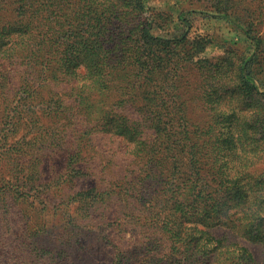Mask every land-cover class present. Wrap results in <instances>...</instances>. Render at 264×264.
Listing matches in <instances>:
<instances>
[{
  "label": "rangeland",
  "instance_id": "374dc122",
  "mask_svg": "<svg viewBox=\"0 0 264 264\" xmlns=\"http://www.w3.org/2000/svg\"><path fill=\"white\" fill-rule=\"evenodd\" d=\"M23 1L0 0V40L33 43L0 51V264H164L168 221L189 226L179 209L194 197L191 156L206 187L246 186L241 209L255 208L264 193V0H234L240 19L214 11L223 0H141L132 15L126 7L151 43L171 44L144 40L142 54L114 47L122 55L105 87L89 83L85 65L65 69L57 58L76 41L65 30L83 19L75 0H43L28 13ZM162 133L187 153L168 149ZM225 196L234 208L208 231L264 264L249 215L228 219L244 213L233 190ZM227 255L214 264H235Z\"/></svg>",
  "mask_w": 264,
  "mask_h": 264
},
{
  "label": "trees",
  "instance_id": "16d2710c",
  "mask_svg": "<svg viewBox=\"0 0 264 264\" xmlns=\"http://www.w3.org/2000/svg\"><path fill=\"white\" fill-rule=\"evenodd\" d=\"M23 3L26 13H28V6L31 7L34 5V7H32L34 9L35 7L42 8L45 4L43 0L42 2H37V0H24ZM74 4L81 10L79 15L83 19H80L79 22L77 21L76 23L70 24L68 29H64L65 32L69 34V37H72L76 41L69 40L68 43H65L66 48L63 49L62 47L63 50L57 58L63 61L61 65L65 69L69 67H78L80 63L89 68L91 71L87 73V78L89 83L93 86L105 87L107 81H109L111 77L110 69L115 66L113 59L115 55H122L118 54L114 47L120 48L121 46L130 44L134 47L133 50H137L136 53L141 50L142 54L144 49L139 45L140 42L146 40L149 42L150 46L155 44L159 45V38L154 39L151 43V38L147 30L140 27L141 23H138L139 20L133 24L134 19H129L130 15L134 12L139 14L143 9L141 0H75ZM235 5L236 3L234 0H223L221 6H216L214 11L224 17L240 19L237 17L238 9H236ZM126 7H130L132 12L129 17L123 16V11ZM19 21L21 23H26L22 20ZM5 29H7V31L3 34L10 36L12 34L10 31L12 29L11 26H6ZM34 29L35 27L32 24H26L25 26L21 24L19 28V30L26 35L33 33ZM13 41L14 40L7 39V37L6 40H0V51L2 54L7 55V53L15 49L18 50V48L33 50V43L28 41V39L23 41L17 39L18 42L15 43ZM181 41L182 40H179L177 42ZM160 42L163 47L171 44L170 40L161 39ZM64 51L66 53H64ZM121 51H123V49ZM167 53H171V51L167 50ZM31 54L32 53H29V56ZM73 54L77 57H73ZM138 71L148 72V70ZM245 75L250 81H255L250 72L245 73ZM241 82L243 89H252L247 80H241ZM171 125L172 122L169 121L165 127ZM165 127L162 128V131H167V133L174 131L173 127L164 130ZM163 135L168 136V140H165L167 141L166 145L168 149L176 150V148H178L179 150L176 151V153H187L185 151L187 145L182 140L172 138V136L168 134ZM194 154L197 155V152ZM191 158L196 178L192 180L193 186L189 189L193 188L194 197L193 199L187 200L190 205V210L181 212L179 209L181 216L183 218L187 217L189 226L181 230V228L175 226L177 224L174 220L168 221L169 224L165 226L166 232H163V245L167 247L168 250L164 264H214V261L220 258V255L226 258V256H228L227 254H230V257L227 258H231L232 262L235 264H257L246 248L237 244H230L227 246L223 240L213 237L208 229L223 223V217H227L225 213L234 208L232 205L233 197L225 196L227 190L231 189L235 194V199H238V202L240 201L238 206L240 208L239 210L244 214L234 218L237 212H233L232 210V214L228 219L232 217L233 219L231 220L237 222V220H243L249 215L245 223L248 238L252 242L262 244L264 249V193L259 196V203H257L255 208L252 210L246 208V211L247 209L250 210L246 212L241 209L240 206L244 203L246 205V202L250 199L246 186L229 187L230 184L227 185L222 182L216 183V185L212 187H206L208 186L206 185V176L199 168L198 160H200V157L194 158L191 156ZM184 164L188 166L187 161H185ZM224 175L230 176L228 171L224 172ZM262 177H264V174L258 176L256 180ZM198 182L200 183L198 184ZM262 187L264 191V185ZM180 193L182 194V192ZM177 197L178 206L184 205L182 204L184 202L179 200V194ZM209 207H212V210Z\"/></svg>",
  "mask_w": 264,
  "mask_h": 264
}]
</instances>
